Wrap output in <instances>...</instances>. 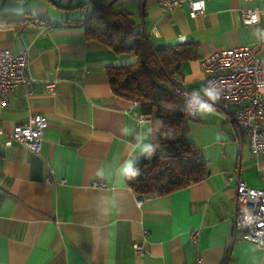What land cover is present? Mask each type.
I'll use <instances>...</instances> for the list:
<instances>
[{"label":"crops","instance_id":"obj_1","mask_svg":"<svg viewBox=\"0 0 264 264\" xmlns=\"http://www.w3.org/2000/svg\"><path fill=\"white\" fill-rule=\"evenodd\" d=\"M87 2L68 9L51 0H0L5 10L29 12L0 25V49L27 48L33 78L27 91H11L0 126L11 129L36 113L48 119L39 154L6 146L0 135V264H194L199 257L264 264V248L232 233L236 186L242 180L264 189V153L253 154L221 112L189 118L188 138L207 162L203 179L162 195L127 185L121 168L139 156L132 151L138 137L151 143V123L138 102L113 93L107 67L136 56L85 37ZM113 7L128 11L154 47L196 46L197 57L175 75L191 90L203 87L199 59L213 51L251 45L264 54V12L255 24L240 21L241 9L264 11V0H205L204 14L195 16L185 4L167 10L157 0Z\"/></svg>","mask_w":264,"mask_h":264},{"label":"trees","instance_id":"obj_2","mask_svg":"<svg viewBox=\"0 0 264 264\" xmlns=\"http://www.w3.org/2000/svg\"><path fill=\"white\" fill-rule=\"evenodd\" d=\"M116 1L91 0L83 30L86 38L103 42L119 55L136 56L131 64L108 66V82L115 95L140 104L150 119V142L157 147L153 157L139 159V175L125 181L136 194L162 195L198 182L208 173L207 162L188 138L189 118L180 111L181 99L171 92L179 84L175 75L181 73L182 62L195 59L197 48L193 43L154 47L128 11L113 7ZM57 5L70 9L85 4ZM27 14L0 7V25Z\"/></svg>","mask_w":264,"mask_h":264},{"label":"built area","instance_id":"obj_3","mask_svg":"<svg viewBox=\"0 0 264 264\" xmlns=\"http://www.w3.org/2000/svg\"><path fill=\"white\" fill-rule=\"evenodd\" d=\"M53 1L66 4L70 0ZM204 2L205 0H157L158 5L167 10L185 4L192 16L204 14ZM90 3L91 0H88L86 9ZM262 12L264 11L258 8L241 9L240 21L246 25L255 24L250 23L251 18L255 16L259 20ZM199 64L204 73L203 87L213 82L222 89L221 101L216 105L217 111L223 114L226 121L243 131L253 154L264 153V54H257L254 46L242 45L213 51L200 58ZM28 66L27 48L18 52L0 49V112L8 106L11 91L15 88L27 91L33 80L28 74ZM46 90L54 92L53 82L46 84ZM192 91L180 83L172 87L171 92L181 99L180 111L186 113L184 101L190 98ZM186 115L188 118L196 117ZM47 126L48 119L44 114H30L24 123L16 124L11 129L5 130L0 126V135H4L3 143L6 146L17 143L39 154ZM59 182H64V179ZM105 185L103 181L92 183L94 187ZM232 233H238L243 240L252 241L264 248V189L250 187L244 181H238L234 195ZM133 247L137 252L143 251L140 243H134ZM194 264H204L203 259L199 257Z\"/></svg>","mask_w":264,"mask_h":264},{"label":"clouds","instance_id":"obj_4","mask_svg":"<svg viewBox=\"0 0 264 264\" xmlns=\"http://www.w3.org/2000/svg\"><path fill=\"white\" fill-rule=\"evenodd\" d=\"M258 18L253 16L250 23H257ZM222 89L216 86L213 82L199 90H193L190 98L184 101L186 105V113L190 116H205L217 114V103L221 101ZM156 147L152 143L144 142L143 138L138 137L132 151H138L139 156L130 158L125 161L121 168V172L125 178L131 180L139 175V169L136 165L139 163V158L144 157L150 159L156 152Z\"/></svg>","mask_w":264,"mask_h":264},{"label":"rangeland","instance_id":"obj_5","mask_svg":"<svg viewBox=\"0 0 264 264\" xmlns=\"http://www.w3.org/2000/svg\"><path fill=\"white\" fill-rule=\"evenodd\" d=\"M80 1H81V2H84L85 0H80ZM191 123H193L192 120L189 121V125H190Z\"/></svg>","mask_w":264,"mask_h":264}]
</instances>
